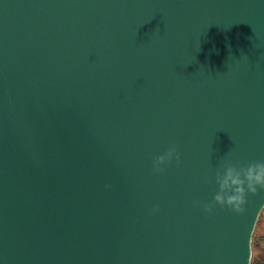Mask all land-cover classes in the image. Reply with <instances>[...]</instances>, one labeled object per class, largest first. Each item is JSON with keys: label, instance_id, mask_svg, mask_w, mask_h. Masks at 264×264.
Masks as SVG:
<instances>
[{"label": "water", "instance_id": "water-1", "mask_svg": "<svg viewBox=\"0 0 264 264\" xmlns=\"http://www.w3.org/2000/svg\"><path fill=\"white\" fill-rule=\"evenodd\" d=\"M229 159L264 161V0H0V264H250L264 190L193 204Z\"/></svg>", "mask_w": 264, "mask_h": 264}, {"label": "clouds", "instance_id": "clouds-1", "mask_svg": "<svg viewBox=\"0 0 264 264\" xmlns=\"http://www.w3.org/2000/svg\"><path fill=\"white\" fill-rule=\"evenodd\" d=\"M173 158L177 163L180 162L181 154L176 146L170 147L166 153L155 157L153 172H163L164 167L162 166L170 164ZM207 182L211 183V179L209 178ZM215 183L218 185V191L213 200L208 203L194 201V206L203 204L204 211L211 213L215 206L219 204L221 207L227 206L237 213H243L246 210L247 194H256L258 188L264 190V161L238 166L230 159L223 160L216 169ZM158 211V207L154 208L153 214Z\"/></svg>", "mask_w": 264, "mask_h": 264}, {"label": "trees", "instance_id": "trees-1", "mask_svg": "<svg viewBox=\"0 0 264 264\" xmlns=\"http://www.w3.org/2000/svg\"><path fill=\"white\" fill-rule=\"evenodd\" d=\"M259 237L256 233L253 234L252 238V250L254 251L251 257L250 264H264V253L259 247Z\"/></svg>", "mask_w": 264, "mask_h": 264}, {"label": "rangeland", "instance_id": "rangeland-1", "mask_svg": "<svg viewBox=\"0 0 264 264\" xmlns=\"http://www.w3.org/2000/svg\"><path fill=\"white\" fill-rule=\"evenodd\" d=\"M254 233H256L259 237V247L264 253V208L259 216V219L257 221ZM254 251L252 250V256Z\"/></svg>", "mask_w": 264, "mask_h": 264}]
</instances>
